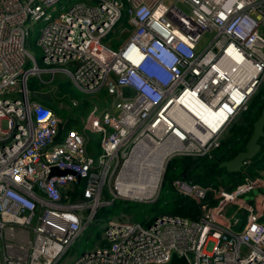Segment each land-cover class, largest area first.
Wrapping results in <instances>:
<instances>
[{
	"label": "built area",
	"instance_id": "2783aa9c",
	"mask_svg": "<svg viewBox=\"0 0 264 264\" xmlns=\"http://www.w3.org/2000/svg\"><path fill=\"white\" fill-rule=\"evenodd\" d=\"M61 1L0 0V264H168L173 255L183 264H264V167L230 191L174 178L176 195L198 203L196 221L108 220L100 245L64 259L106 203L103 192L155 197L170 158L216 148L264 84V0H77L52 16ZM37 21L42 67L25 48ZM110 32L115 49L103 41ZM58 75L96 95L75 121L29 98V76ZM53 167L69 173L49 176ZM80 181L82 197L72 199ZM229 206L245 213L238 228Z\"/></svg>",
	"mask_w": 264,
	"mask_h": 264
},
{
	"label": "rangeland",
	"instance_id": "374dc122",
	"mask_svg": "<svg viewBox=\"0 0 264 264\" xmlns=\"http://www.w3.org/2000/svg\"><path fill=\"white\" fill-rule=\"evenodd\" d=\"M75 1L77 0H62L61 2L57 3L55 5L54 11L51 12L52 16H55L57 13L65 10ZM122 12L124 13L123 10L121 13ZM120 21L124 23V19L122 17L119 18L117 23ZM42 25L43 22L40 21L32 23L29 26L28 36L25 41L26 50L35 59L36 64L39 67H42L40 62L41 52L36 44V39L39 34V28ZM113 37L114 34L110 32L105 36L103 41H106L110 38L112 47L115 49L119 42L115 44ZM32 65V60L27 57L23 67L29 68ZM41 80L46 81L47 77L41 76ZM26 85L27 90L29 91V98L31 100L38 101L42 105L51 109L53 112L57 113L62 118L66 116H73V121L83 116V114H85L87 111L86 109L90 107L91 102L93 103L97 99L95 94H85L78 90L66 75L54 76L53 79L48 83L40 82L36 76H29L27 78ZM42 92H50L52 96L55 97V99L52 100V104L43 103L40 99H37L33 95V93ZM61 96L65 105L63 108H58L55 101H59ZM70 100H75L78 102V105L76 107H71L69 103ZM92 147L95 150L97 149V146L92 145ZM248 193L244 195L247 197L250 195ZM175 194V191L168 182H164L162 186H160L159 193L155 197H150L143 200H131L122 197L112 198L111 196L102 194L101 199L106 203L97 208L93 219L82 230L81 234L71 243L64 255V259L69 261L73 257L78 256L83 251L90 250L95 245H100L102 229L105 222L108 220H127L140 224L141 226H145L151 222L155 216H158L159 214L170 213L171 200ZM227 213H229V210Z\"/></svg>",
	"mask_w": 264,
	"mask_h": 264
},
{
	"label": "trees",
	"instance_id": "16d2710c",
	"mask_svg": "<svg viewBox=\"0 0 264 264\" xmlns=\"http://www.w3.org/2000/svg\"><path fill=\"white\" fill-rule=\"evenodd\" d=\"M121 17L125 23V13H121ZM120 17V18H121ZM122 21L117 23V26H124ZM264 106V84L258 88L246 106L235 120L230 122L220 138L216 148L211 150L205 156H175L170 158L164 170L162 184L170 183L174 178H181L182 171L185 172L186 180L197 183L199 185H211L213 188L222 187L230 191L235 184L242 181L244 176L255 178L260 176V172L264 167V136L259 137V151L248 161H246L240 172H227L219 167V164L233 158L238 152L244 150L246 141L248 140L253 122L259 115L260 109ZM264 132V125L262 127ZM83 181H80L74 186V191L71 194L72 199L82 197ZM213 203L212 200L209 201ZM172 215L196 221L199 217V205L194 200L174 195L171 200ZM244 219H245V213ZM239 216V215H238ZM239 222L238 228L243 222Z\"/></svg>",
	"mask_w": 264,
	"mask_h": 264
},
{
	"label": "water",
	"instance_id": "95a60500",
	"mask_svg": "<svg viewBox=\"0 0 264 264\" xmlns=\"http://www.w3.org/2000/svg\"><path fill=\"white\" fill-rule=\"evenodd\" d=\"M264 125V106L260 109L259 115L256 120L253 122L252 132L245 143L244 150L238 152L233 158L224 161L219 164V167L223 168L227 172H240L243 164L250 160L258 151L259 144L257 140L259 137L264 136V132L262 131V127ZM69 173L67 170H59L57 168H51L49 171V176L51 175H65ZM185 172L182 171L181 177H185ZM77 181H79V177H76ZM183 257L172 256L170 262L168 264H183Z\"/></svg>",
	"mask_w": 264,
	"mask_h": 264
},
{
	"label": "crops",
	"instance_id": "0c3cea01",
	"mask_svg": "<svg viewBox=\"0 0 264 264\" xmlns=\"http://www.w3.org/2000/svg\"><path fill=\"white\" fill-rule=\"evenodd\" d=\"M261 192V190L260 189H257V188H255V189H252L251 190V192L250 193H248V194H250L249 196H243V198H244V200H247V201H250V200H254V196H256V195H258L259 193ZM247 194V193H246ZM229 210V213H227V211ZM243 213V212H242ZM226 214L227 215H234V217H236V218H238V221H242L243 222V220H244V214H241V211H239V210H237L236 212H235V206H229V207H227V209H226ZM239 215V216H238ZM261 221H264V218L262 217L261 218ZM238 224H239V222H237ZM241 226V225H240Z\"/></svg>",
	"mask_w": 264,
	"mask_h": 264
},
{
	"label": "bare ground",
	"instance_id": "6f19581e",
	"mask_svg": "<svg viewBox=\"0 0 264 264\" xmlns=\"http://www.w3.org/2000/svg\"><path fill=\"white\" fill-rule=\"evenodd\" d=\"M233 58L236 61L239 60L238 56L233 55ZM191 118L194 121H201V119L197 115H193V116H191ZM125 197L130 198V199H138V200H140V199L148 198L149 195H141V194L133 192V193H130V194H126Z\"/></svg>",
	"mask_w": 264,
	"mask_h": 264
},
{
	"label": "clouds",
	"instance_id": "9594fccd",
	"mask_svg": "<svg viewBox=\"0 0 264 264\" xmlns=\"http://www.w3.org/2000/svg\"><path fill=\"white\" fill-rule=\"evenodd\" d=\"M167 163V162H166ZM166 165V164H165ZM164 170H165V168H164ZM163 175H164V173H163ZM185 178V177H184ZM162 179H163V177H162ZM180 179H183V177H181ZM186 180V179H185ZM161 186H162V181H161ZM103 194H106L107 195V193H105V192H103Z\"/></svg>",
	"mask_w": 264,
	"mask_h": 264
}]
</instances>
